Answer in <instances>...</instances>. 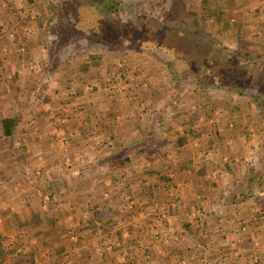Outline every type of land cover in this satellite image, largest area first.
<instances>
[{
	"label": "crops",
	"instance_id": "0c3cea01",
	"mask_svg": "<svg viewBox=\"0 0 264 264\" xmlns=\"http://www.w3.org/2000/svg\"><path fill=\"white\" fill-rule=\"evenodd\" d=\"M250 1L246 0L243 5L249 7ZM257 3L250 4L253 10L236 11L235 14L242 17L240 29H244L250 38L263 40L264 0ZM6 55L1 60L8 61L10 57ZM5 75L2 80L13 79L12 75ZM1 84L6 83H0V108L3 106L9 112L14 105L16 109L18 105L23 107L13 100L20 88L18 84L13 85L14 89L8 84L3 89ZM154 91L150 90L151 95L156 93ZM59 95L62 104H57L60 113L56 120L40 119L36 126L32 125L35 120L17 124V128L21 127L18 131L21 135L17 138L20 137L22 148L9 152L8 157L6 155L7 158L0 162V176L5 175L8 179H0V235L3 239L10 238L11 248L23 241L16 250L22 251L19 256L25 260L23 264H118L112 257L117 255L120 260V251L107 250L108 247L102 246L107 238H114V234L105 228L92 232L87 219L80 214L84 209L79 207L90 209L93 217L103 216L100 210L111 206L107 202L112 201L104 198L102 202H96L93 197L97 193L107 196L111 184L116 189L114 202H124L121 198L134 202L130 197L136 199L139 196L146 199V192L135 186L133 176L136 175L144 178L157 176L151 179L153 185L149 182L148 188L151 186V191L164 192L163 197L168 200L173 199V191H179L182 202L172 205L170 219L176 227L183 225V254L197 252L200 256L210 255L206 258L207 264H245L242 256H245L246 264H252V256L259 251L264 256V241H261L259 250L253 246L258 237L264 239V224L255 227L251 223L252 211L264 206V202L253 201L255 198L264 200L262 136L250 140L251 137H246L247 133L237 137L233 131L229 134L222 132L219 137L206 135L201 138L199 151H195L190 147L198 142H191L192 138L186 132L188 119L185 122L172 115V121L156 118L154 109H144L137 103H115L116 106H111L108 101L106 105H97L95 100H88L92 103L88 104L92 111L103 105L105 112L96 115L97 118L79 120L65 108L71 106L66 100L67 93ZM29 96L26 98H29L27 102L30 106L34 96ZM153 98L155 95L148 100ZM11 102L14 104L8 106ZM22 111H26L25 108ZM9 113L1 117L11 116ZM217 123L218 128L223 126V123ZM251 127L252 124L244 123L243 131ZM48 131H51L50 134ZM182 138L186 141L180 144L178 140ZM202 150L200 158L197 152ZM196 158L199 163L207 165L204 170H199L200 166L196 169L184 167ZM118 160L121 161L116 164ZM175 162L181 170L177 168L173 171L171 165ZM50 175H55V178L61 176L65 180L62 182L60 178L57 183L58 187L59 184L68 185L66 193L70 202L64 200L63 191L57 190V187L50 188L52 182L46 180ZM21 176L24 178L17 179ZM166 176H170V180L165 181L168 179ZM260 184L262 189L258 186ZM123 189L125 193L131 192L130 195L124 196L120 192ZM254 191L260 196L256 197ZM47 195L56 196L57 202L45 201ZM191 239L198 241L192 246ZM163 245L155 247L162 250ZM155 247L147 252L158 254ZM136 255L135 259L139 261Z\"/></svg>",
	"mask_w": 264,
	"mask_h": 264
},
{
	"label": "rangeland",
	"instance_id": "374dc122",
	"mask_svg": "<svg viewBox=\"0 0 264 264\" xmlns=\"http://www.w3.org/2000/svg\"><path fill=\"white\" fill-rule=\"evenodd\" d=\"M180 1L185 2L187 5L198 4L199 0ZM218 1L221 3L223 0ZM245 1H230V6L228 5L225 9V16L228 18L229 24L227 29L219 32L218 28H207L210 30L213 40L215 38V42L224 44L230 51H234L238 47L237 38L239 33L247 35L244 29H240L242 28V17L235 14V12L253 10L254 8L251 6L261 0H251L249 7L243 5ZM73 2L71 4L70 1L66 0H0V83H6L13 89V85L18 84L20 88L13 100H17L26 110L22 111L24 108L21 105H18L16 109L14 105L9 109V113L2 106L0 108V118H2V115H8L7 113H9L17 116L18 125L23 124L25 121L29 123L31 120H35L36 122L34 121L32 125L35 124L36 126L40 119H50L49 122H53L60 113V107L57 104H62V100H59V94L66 92V100L71 106L65 108L69 109L68 113H72L79 120L97 118L96 115H101L104 111L102 109L103 105L98 110L92 111L90 107L88 108V104H92L88 103V100H95L97 105L99 103H105L104 105L110 103L111 106L124 102L132 103V105L137 103L144 109H154L153 113L156 118L162 117L168 121H172L173 118L168 112L174 110L175 113H178L174 116L175 119H183L186 122L188 118H191L193 121V127L190 128L193 133L190 138H192L191 142L194 140L198 143L191 145L190 149L193 148L195 151H199L201 138L206 135L219 137L222 132L229 134L230 131H233L237 137L247 133L246 137H251L250 140L252 138L259 139L258 137L264 135L263 106L259 103L261 99L258 94V85L252 83L245 89L236 88L234 85L238 82L244 83L250 79H247L245 73L238 74L236 70L226 73L227 71L224 68L218 70V72L214 71L215 73L209 72L206 79L215 78L216 82L219 83L216 86L209 85L207 80L201 82L195 78V75L187 74L186 65L177 66V73H180L176 75L174 73L176 72L175 69L164 63L163 57L167 54V49L160 47L159 40L167 38H164L161 33L163 25L156 22H161L164 19L168 20L170 13L178 14V12H175L177 9L173 6V0H105L107 6L118 11L121 19L130 24L124 31L127 32V37L129 36L131 43L124 46L113 45L109 48L103 46L104 44H102L99 37L88 38L78 32L76 34L72 24L66 21L62 12V10L67 9L66 4L69 5L70 3L71 8ZM257 6H259L258 3ZM68 11L71 10L68 9ZM172 19L174 22H179V18L173 17ZM135 21L140 22L134 23ZM135 30H141L144 37L147 34L150 39H153V44L143 43L145 47L141 46V48L139 45L140 39L135 41L138 38ZM246 37L249 40H260V38H250L248 35ZM263 43L264 38L258 41V44L262 45L260 51L263 57L259 60L261 63L264 62ZM247 49L249 48L247 47ZM99 53L102 54L101 64L89 65L86 69L81 67L87 65L91 54ZM6 54L10 57L8 61L1 60V57H5ZM240 57L243 58L242 55ZM246 59L244 57L242 60ZM199 63L201 64L202 60ZM248 64L249 66L246 64L247 67L243 64L239 67L247 71L252 68L253 62ZM258 66L262 67L261 64ZM227 69H230V67H227ZM14 72L17 73L15 81L10 77L2 80V76H6L5 74H10L13 78ZM262 76L264 81V75ZM6 84H1V87L4 89ZM226 84L229 86L227 87ZM154 89V92H156L154 93L155 98L148 100L150 97H154L150 93V90ZM78 90H80V93H78ZM28 92L29 94H27ZM30 94H33L34 97H31V105L29 106ZM83 95L85 96L80 98ZM10 104L12 106L14 103L11 102L8 106ZM26 104L28 107H26ZM47 104L49 107H44ZM28 108L30 109L28 110ZM217 122L219 124L223 123V126L218 128ZM244 123H250L252 127L247 131H243ZM51 126L53 127L54 124L52 123ZM20 128H17V132L12 137L0 134V162L8 157L9 152L22 148L19 143L20 137L17 138L21 135V132H18ZM176 128H174V132H176ZM83 130L87 133L86 128ZM50 132L48 131V134ZM15 138L17 140L14 143ZM255 145L260 146L258 143ZM203 152V150L197 152V156L201 158ZM199 161L197 158L190 160L184 167L196 169L197 166H200L198 167L199 170H204L207 165L202 162L199 163ZM171 167L173 171L177 168L181 170L180 166L176 167V162ZM152 173L155 172L152 171ZM3 176H0V179L7 181L6 176ZM48 177L49 179L46 178V180L52 182L50 188L57 187V190L63 191L62 193L65 194L64 200L70 202L66 193V189L69 188L68 185L59 184L58 187L57 183V180L61 181L60 178L62 182H65V180L61 176L55 178V175H50ZM22 178L24 177L21 176L17 179ZM133 178L135 186L141 187L142 191L146 192L144 197L147 200L139 196L136 199L130 197L134 202H126L124 198H121L124 202H114L116 201L114 195L116 189L114 190L112 184L107 196L103 193H97L93 197L96 202H102L101 199L104 198L112 201L107 202L110 205L112 204L111 206L100 210L99 213L102 212L103 216L94 217L100 227L96 231L89 227L92 232H98L99 229L105 228L106 231L109 230V233L114 234V238H107L105 240L106 244L102 245L108 247L107 250L120 251L121 256H119L122 257L120 260H118L117 255L112 258L120 264L206 263V258H210V255L206 257L203 254L200 256L197 252H191L190 255L182 252L185 247L183 243L185 239V233L182 231L184 229L183 225L179 224L177 228L170 219V208L181 201L179 191H173V199L168 200V198L163 197L164 192L151 191V186L148 188V183L151 182V179H156L157 176L149 175L144 178V176L136 175ZM166 178L168 179L165 181H168L171 177L166 176ZM35 184L37 185V183ZM151 185H153V182H151ZM262 185H258L259 188ZM124 190L120 191L124 193V196L130 195L131 192L125 193ZM254 194L257 195L256 197L260 196L259 192L254 191ZM52 197L49 195L45 198V201L57 202L56 196ZM85 199H87V196H85ZM144 200L146 202H143ZM253 201L264 202V200H258L257 198ZM79 208L84 209L80 213L82 218L87 219L91 216L90 209L88 210L85 206ZM8 210H10L9 207ZM251 214L253 217V220H251L252 225L254 224L257 227L264 224V206H262V209H254ZM244 225L246 226V224ZM248 225L250 226V224ZM260 235L263 237V234L260 233ZM192 240L194 239H191L190 244L193 246L195 241L198 240ZM261 241L263 242L264 239L258 237L257 242L259 243L253 244L255 250H259ZM210 242L212 243L211 239ZM22 244L23 241H19L15 244V248H11L10 238H2L1 245L3 249H0V264H23L25 260L19 256L22 251H16ZM162 244H164L162 250L155 247L158 245L160 248ZM151 247H155L159 255H151L150 252H147V250H153ZM15 253L16 255H14ZM262 254L259 251L254 257L252 256V264H264ZM135 255L140 259L139 261L135 259ZM144 256L147 258H144ZM242 257L245 260L243 263L246 264L245 256ZM26 259L29 260V258Z\"/></svg>",
	"mask_w": 264,
	"mask_h": 264
},
{
	"label": "trees",
	"instance_id": "16d2710c",
	"mask_svg": "<svg viewBox=\"0 0 264 264\" xmlns=\"http://www.w3.org/2000/svg\"><path fill=\"white\" fill-rule=\"evenodd\" d=\"M71 4L67 5V9L62 10L63 16L67 22L72 24L74 30L81 35H86L88 38L99 37L103 46L106 48L113 45H129L131 40L127 37V32L124 30L130 26L129 23H125L118 15V11L112 7L107 6L105 0H66ZM231 0H223L221 3L218 0H199L198 4H187L180 0H173V6L177 10L178 14H169L168 20H162L156 22L163 25L161 31L164 38L159 40L162 49H167V54L164 55L163 61L169 65L170 68H174L177 73V66L186 65L187 74L195 75V78L204 82L209 72H218L224 68L226 73L236 70L238 74L245 73L248 81L242 83L238 82L235 85L236 88L245 89L252 83L258 85V94L260 96L263 106L264 115V81L262 75H264V62L259 60L263 57L260 51L262 45L258 44V41L249 40L244 33H239L237 38L238 47L234 51H230L224 44L215 42L212 38L210 30L207 28H218L219 32L229 27L228 18L225 16V9L231 4ZM197 5V6H196ZM176 6V7H175ZM70 9L71 11H68ZM115 10V11H114ZM179 18V22H174L172 18ZM39 20V19H38ZM40 22V20H39ZM140 21H135L137 23ZM181 23V24H180ZM133 24V23H132ZM165 25V26H164ZM167 30V31H165ZM140 39V47L145 45L143 43L153 44V39H150L147 34L145 37L142 35V31L135 30ZM168 32V33H167ZM75 35V32H74ZM129 35V34H128ZM257 42V43H256ZM247 47L249 49H247ZM142 48V47H141ZM247 58L242 60L240 56ZM198 58V59H197ZM200 60L202 63L200 64ZM102 61V54H91L90 61L87 65L81 66L87 68L89 65H99ZM199 61V62H196ZM76 62V60H75ZM74 62V63H75ZM90 62V63H89ZM253 62L250 70H243L239 67L242 64L249 66L248 63ZM261 64L260 68L258 65ZM229 65V66H228ZM231 65V66H230ZM230 67V69H227ZM244 68V67H243ZM227 69V70H226ZM246 69V68H244ZM215 73V72H214ZM17 73H14V81L16 80ZM210 80V81H209ZM262 82V83H261ZM209 85L218 86L215 78L207 80ZM232 84V83H231ZM227 87L229 86L226 84ZM234 87V86H233ZM80 90H78V93ZM203 93V91H202ZM238 107L237 105H235ZM164 107L162 108V110ZM169 115L176 116L174 110L168 112ZM161 117V115H159ZM162 118V117H161ZM188 127L186 132L191 136L193 131L190 129L193 127V121L188 118ZM17 116H5L0 118V134L3 136L12 137L17 132ZM264 132V131H263ZM264 138V135H262ZM180 144L186 141L185 138L178 140ZM121 161L118 160L116 164ZM120 163V162H119ZM97 220L93 216L87 218V224L92 230H97L100 226L97 225ZM102 225V224H100ZM132 233V231H130ZM2 237L0 235V249Z\"/></svg>",
	"mask_w": 264,
	"mask_h": 264
},
{
	"label": "built area",
	"instance_id": "2783aa9c",
	"mask_svg": "<svg viewBox=\"0 0 264 264\" xmlns=\"http://www.w3.org/2000/svg\"><path fill=\"white\" fill-rule=\"evenodd\" d=\"M97 223V222H96Z\"/></svg>",
	"mask_w": 264,
	"mask_h": 264
}]
</instances>
